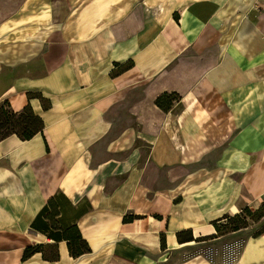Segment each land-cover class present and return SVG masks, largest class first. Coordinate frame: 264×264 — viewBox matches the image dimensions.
<instances>
[{"label": "crops", "instance_id": "obj_1", "mask_svg": "<svg viewBox=\"0 0 264 264\" xmlns=\"http://www.w3.org/2000/svg\"><path fill=\"white\" fill-rule=\"evenodd\" d=\"M23 3L0 103L44 127L0 138V264H264V229L223 232L264 204V0ZM60 192L79 256L33 227Z\"/></svg>", "mask_w": 264, "mask_h": 264}, {"label": "trees", "instance_id": "obj_2", "mask_svg": "<svg viewBox=\"0 0 264 264\" xmlns=\"http://www.w3.org/2000/svg\"><path fill=\"white\" fill-rule=\"evenodd\" d=\"M179 98V94L172 92L162 94L157 100V104L163 109H168L172 101ZM44 127L43 121L36 116L30 107H25L21 112H15L11 109L8 100L0 103V138L16 133L23 139H29ZM71 202L67 196L60 192L50 198L48 204L41 210L37 216L33 227L44 232L50 238L56 241L66 240L70 253L73 256H79L90 250L87 240L80 232L78 225L66 216L67 211L71 209ZM264 204L258 210H262ZM251 208H244L237 216L249 214ZM60 215V218H56ZM80 216L76 213L75 219ZM234 218V217H233ZM242 227L235 226L232 230H238ZM43 245L38 244L27 248L25 256L35 251H42Z\"/></svg>", "mask_w": 264, "mask_h": 264}, {"label": "rangeland", "instance_id": "obj_3", "mask_svg": "<svg viewBox=\"0 0 264 264\" xmlns=\"http://www.w3.org/2000/svg\"><path fill=\"white\" fill-rule=\"evenodd\" d=\"M31 9L29 3H23V0H0V25H5L8 21H12L14 17H20L21 14L19 12L23 13L25 11L28 13ZM235 226L242 228L251 226L250 231L252 233L264 229V208L258 211L252 209L249 214L229 219L223 225V232L232 231Z\"/></svg>", "mask_w": 264, "mask_h": 264}]
</instances>
